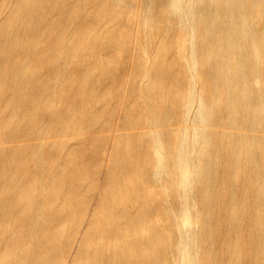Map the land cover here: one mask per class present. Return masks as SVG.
<instances>
[{"label":"bare ground","instance_id":"1","mask_svg":"<svg viewBox=\"0 0 264 264\" xmlns=\"http://www.w3.org/2000/svg\"><path fill=\"white\" fill-rule=\"evenodd\" d=\"M146 2L187 56L157 61L125 110L140 130L116 136L94 204L112 124L87 101L114 33H71L93 20L79 0H1L0 264H264V0ZM77 62L98 70L81 81Z\"/></svg>","mask_w":264,"mask_h":264},{"label":"rangeland","instance_id":"2","mask_svg":"<svg viewBox=\"0 0 264 264\" xmlns=\"http://www.w3.org/2000/svg\"><path fill=\"white\" fill-rule=\"evenodd\" d=\"M101 2H106V5L103 6L106 14L103 22L99 21L100 16L98 14L102 7ZM79 3L82 13L78 16H82L83 19L88 16L93 20L86 28L79 22L74 23L71 33L74 32L76 34L78 32L86 36L95 32L104 34V32L113 31L114 33L113 48L102 46V44H106V38L102 37V39L96 42L93 51V59L99 64L104 65L110 79L96 93V99L87 98L88 106H94V109H98L96 118L99 116L106 117L109 113L108 111H111L110 118L108 119L110 120L109 124H112V128L108 132L109 136L106 139V147L101 156V167L98 174L100 180L98 181L97 195L94 200V204H96L102 200L98 193L105 169L109 163L110 150L116 136L132 135L140 130L139 127L127 128L125 126L124 128L126 122L125 110L136 105L138 102L137 92L142 91L152 83L154 77L153 71L155 70L157 61L166 62L168 67L171 66L174 70H179V63L172 56L174 51H182L187 56L186 51L183 49L187 36L185 39L181 35L176 38L155 37L158 33L154 34L149 27L151 23L150 9L146 0H79ZM179 17L178 13H170L169 15V18L176 24L179 22ZM65 36L68 37L67 35ZM82 41L78 40L74 43V46L77 48ZM168 42H172V44H168ZM76 66L80 70L78 78L81 81L95 74L98 70L97 66L93 64L87 70L82 68L79 62H77ZM110 96H115L114 102L117 110L113 113L112 109L103 110V105L106 104ZM195 107L196 103L192 107L193 111H195ZM78 113L79 109L75 110L73 115L76 116ZM190 125L189 123H180L179 127L188 129ZM147 128L149 127L145 126L143 129ZM74 131L77 130L68 131L64 135H61V137H55L54 139L64 140V147L67 150V147L70 148L72 141L75 140L74 138L81 136L80 134H73L76 133ZM96 134L94 133L93 135ZM12 145H15V143H6L0 146L6 147ZM147 225L148 222H146Z\"/></svg>","mask_w":264,"mask_h":264}]
</instances>
